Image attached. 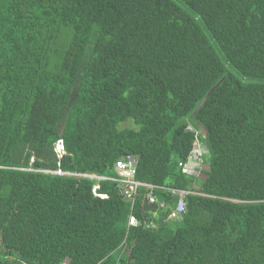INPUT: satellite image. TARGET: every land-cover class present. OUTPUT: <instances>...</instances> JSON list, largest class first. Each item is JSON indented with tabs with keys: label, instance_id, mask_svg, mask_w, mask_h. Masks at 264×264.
<instances>
[{
	"label": "trees",
	"instance_id": "obj_1",
	"mask_svg": "<svg viewBox=\"0 0 264 264\" xmlns=\"http://www.w3.org/2000/svg\"><path fill=\"white\" fill-rule=\"evenodd\" d=\"M128 154L153 185L134 198ZM0 245V264H264V0H0Z\"/></svg>",
	"mask_w": 264,
	"mask_h": 264
},
{
	"label": "built area",
	"instance_id": "obj_2",
	"mask_svg": "<svg viewBox=\"0 0 264 264\" xmlns=\"http://www.w3.org/2000/svg\"><path fill=\"white\" fill-rule=\"evenodd\" d=\"M198 149H194L192 156H190V158L188 159L187 162L185 163H180V165H183L184 169H189V166L193 164L195 159H199L200 158V152L197 153ZM135 157L131 154H128L126 157V160H119L117 163L118 166V171L119 174L121 176V181L124 182L126 184V189L124 190L126 197L128 198H134L135 193L137 192L138 186L140 185H145V186H151L153 187V185H150L148 183H143L141 181L135 180L134 176L136 173V167H135ZM59 172V171H58ZM178 193H180V195H183L185 192L184 191H178ZM149 200L151 202H155L157 201V198L155 196V194L153 193V191H151L149 193ZM134 201V199H133ZM184 209V202L180 201V203L178 204V208L177 210H174L170 217H175L178 215L179 212L183 211ZM137 223V219L135 216L131 215L130 216V224L136 225Z\"/></svg>",
	"mask_w": 264,
	"mask_h": 264
},
{
	"label": "rangeland",
	"instance_id": "obj_3",
	"mask_svg": "<svg viewBox=\"0 0 264 264\" xmlns=\"http://www.w3.org/2000/svg\"><path fill=\"white\" fill-rule=\"evenodd\" d=\"M61 145H58L57 147H56V150H57V152H60L61 151V147H60ZM65 152V149H63L62 150V153H64ZM199 152V150H197V153ZM61 153V154H62ZM20 154H21V152H20ZM23 156H25V153H23ZM191 156H192V154H191ZM0 249H1V245H0Z\"/></svg>",
	"mask_w": 264,
	"mask_h": 264
},
{
	"label": "clouds",
	"instance_id": "obj_4",
	"mask_svg": "<svg viewBox=\"0 0 264 264\" xmlns=\"http://www.w3.org/2000/svg\"><path fill=\"white\" fill-rule=\"evenodd\" d=\"M58 145H61L60 147H61V151L59 152V153H62V150L64 149V147H63V145H62V143L61 142H58L57 144H56V147L58 146ZM195 149V148H194ZM190 158V156L188 157V159ZM188 159H187V161H188Z\"/></svg>",
	"mask_w": 264,
	"mask_h": 264
}]
</instances>
